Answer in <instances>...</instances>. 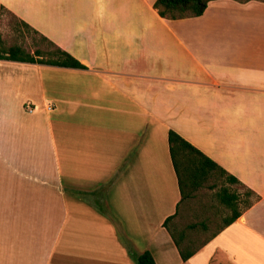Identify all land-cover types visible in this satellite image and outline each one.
Wrapping results in <instances>:
<instances>
[{
    "label": "crops",
    "instance_id": "obj_1",
    "mask_svg": "<svg viewBox=\"0 0 264 264\" xmlns=\"http://www.w3.org/2000/svg\"><path fill=\"white\" fill-rule=\"evenodd\" d=\"M153 1L0 0L85 66L0 59V264H264V0ZM168 130L257 196L185 260Z\"/></svg>",
    "mask_w": 264,
    "mask_h": 264
},
{
    "label": "trees",
    "instance_id": "obj_2",
    "mask_svg": "<svg viewBox=\"0 0 264 264\" xmlns=\"http://www.w3.org/2000/svg\"><path fill=\"white\" fill-rule=\"evenodd\" d=\"M208 1L210 0H154L152 2V7L156 10L160 17L167 19H177L200 15ZM2 13L9 12L1 6L0 14L2 15ZM18 21L24 27L35 33V31L31 29L25 22L21 20ZM40 37L49 42L53 46V49L49 51H42L38 48H35L31 53H29L17 44L4 46L0 38V59L31 63H45L49 65L65 67H85L73 57H71L68 53L54 46L45 37ZM42 54H45L47 57L42 58ZM167 143L169 157L176 175L177 186L180 192L179 204L181 199L188 196L192 190L200 187L210 177L216 174H219L226 183L241 186L240 182L233 175L227 173L215 161L210 159L176 132L172 130L167 131ZM238 195L239 194L235 191L229 192L226 187H221L219 189L216 196L221 203L230 209V214L223 220L221 226L217 230L212 232L203 242L193 248H189L187 245L181 244V240L184 237L183 229L175 231L168 225V222L174 216L176 211L163 220L162 225L169 232V235L177 247L179 256L182 260H185L191 256L205 242L218 233L222 228L233 222L240 215L242 208L240 209L237 207ZM250 196L253 197L249 198ZM256 198L257 196H255L251 190L245 188L243 208L249 206ZM131 258L134 264H155L151 254L146 250L138 254H131Z\"/></svg>",
    "mask_w": 264,
    "mask_h": 264
},
{
    "label": "rangeland",
    "instance_id": "obj_3",
    "mask_svg": "<svg viewBox=\"0 0 264 264\" xmlns=\"http://www.w3.org/2000/svg\"><path fill=\"white\" fill-rule=\"evenodd\" d=\"M0 38L4 46L17 44L29 53L35 48L42 51L53 49L49 42L24 27L17 18L9 13H2L1 15ZM41 56L42 58L47 57L45 54ZM221 187H226L229 192L238 193L237 207L243 208L245 188L224 182L219 174L213 175L203 185L192 190L188 196L181 199L176 213L168 222L169 227L173 230H184L182 245H187L189 248L199 245L217 230L230 214V209L221 203L216 196Z\"/></svg>",
    "mask_w": 264,
    "mask_h": 264
},
{
    "label": "built area",
    "instance_id": "obj_4",
    "mask_svg": "<svg viewBox=\"0 0 264 264\" xmlns=\"http://www.w3.org/2000/svg\"><path fill=\"white\" fill-rule=\"evenodd\" d=\"M46 107L49 108L50 106L47 105ZM32 109H33V107H31L29 104H25V110L31 111Z\"/></svg>",
    "mask_w": 264,
    "mask_h": 264
}]
</instances>
